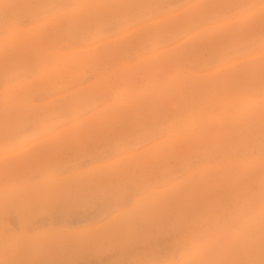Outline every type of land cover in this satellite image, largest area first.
I'll use <instances>...</instances> for the list:
<instances>
[{
  "label": "rangeland",
  "instance_id": "1",
  "mask_svg": "<svg viewBox=\"0 0 264 264\" xmlns=\"http://www.w3.org/2000/svg\"><path fill=\"white\" fill-rule=\"evenodd\" d=\"M0 264H264V0H0Z\"/></svg>",
  "mask_w": 264,
  "mask_h": 264
}]
</instances>
